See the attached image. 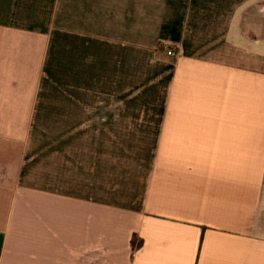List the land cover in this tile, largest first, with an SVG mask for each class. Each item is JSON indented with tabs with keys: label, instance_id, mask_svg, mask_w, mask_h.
<instances>
[{
	"label": "crops",
	"instance_id": "0c3cea01",
	"mask_svg": "<svg viewBox=\"0 0 264 264\" xmlns=\"http://www.w3.org/2000/svg\"><path fill=\"white\" fill-rule=\"evenodd\" d=\"M0 264H264V0H0Z\"/></svg>",
	"mask_w": 264,
	"mask_h": 264
},
{
	"label": "built area",
	"instance_id": "2783aa9c",
	"mask_svg": "<svg viewBox=\"0 0 264 264\" xmlns=\"http://www.w3.org/2000/svg\"><path fill=\"white\" fill-rule=\"evenodd\" d=\"M166 56H167V57H171V56H172V52H171L170 50H168V51L166 52Z\"/></svg>",
	"mask_w": 264,
	"mask_h": 264
},
{
	"label": "trees",
	"instance_id": "16d2710c",
	"mask_svg": "<svg viewBox=\"0 0 264 264\" xmlns=\"http://www.w3.org/2000/svg\"><path fill=\"white\" fill-rule=\"evenodd\" d=\"M137 246H139V244Z\"/></svg>",
	"mask_w": 264,
	"mask_h": 264
}]
</instances>
